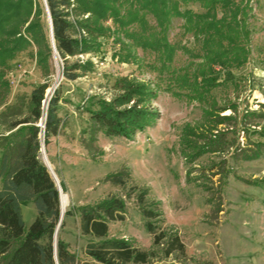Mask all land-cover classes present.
<instances>
[{"label": "rangeland", "instance_id": "374dc122", "mask_svg": "<svg viewBox=\"0 0 264 264\" xmlns=\"http://www.w3.org/2000/svg\"><path fill=\"white\" fill-rule=\"evenodd\" d=\"M37 1L47 13L43 0ZM242 1L252 9L248 61L238 68L217 69L218 86L210 92L215 109L223 111L220 116L231 117L214 128L224 132L225 145H229L190 162L182 153V136L192 129L199 133V144L203 143L207 136L201 133L212 129L214 116L206 114L198 102L166 92L167 75L161 78L152 67L154 54L135 49L129 39L120 36L126 44L123 47L112 33L100 39V53L72 59L92 62L74 81L63 77V61L54 52L48 77L36 63L35 47L10 63L8 104L27 100L35 86L47 83L42 104L45 112L49 100L58 94L61 125L46 145L40 135V158L43 161L46 156L50 163L59 195L69 198L64 214L70 211L71 215L63 217L54 240L58 236L64 240L80 261L87 259L83 250L90 238L81 234L76 209L111 196L130 194L131 198L125 199L124 220L109 223L110 237L126 239L143 251L155 250L134 200L147 190L149 199L160 204L163 229L176 232L185 247V256L175 252L167 259L156 249L158 257L151 264H264V0ZM186 9L203 12L199 4L184 5L182 10ZM147 18L156 26L150 16ZM43 22L48 30V16ZM106 25L115 31L112 22ZM168 39L178 49L174 67H186L194 60L198 46L184 33L182 19H174ZM129 51L136 52V62L131 58L123 62ZM125 77L160 86L152 102L160 117L155 125L130 139L105 137L93 131L87 111L94 109L99 99L111 101L118 93L116 80ZM0 133H4L1 126ZM256 153L257 157L249 158ZM120 172L128 176L125 188L106 181L108 175ZM134 186L138 188L133 190ZM22 212L28 230L36 218L35 207L27 204Z\"/></svg>", "mask_w": 264, "mask_h": 264}, {"label": "trees", "instance_id": "16d2710c", "mask_svg": "<svg viewBox=\"0 0 264 264\" xmlns=\"http://www.w3.org/2000/svg\"><path fill=\"white\" fill-rule=\"evenodd\" d=\"M46 4L65 79L74 81L80 77L79 72L92 67L91 61L71 60L100 53L101 38L116 34L123 47L126 45L123 38H127L135 49L154 54L152 67L161 78L167 75L166 92L178 99L196 101L206 114L214 116L212 129L206 128L201 133L207 136L203 143L198 142L199 133L192 129L185 131L184 158L190 162L229 145H225L224 132L214 128L231 117L220 116L223 111L215 109L216 102L210 92L218 86L217 69L238 68L248 61L251 34L248 21L252 10L248 3L242 0H46ZM188 4H199L203 12L182 10ZM45 15L37 0H0V126L4 130L0 133V264H56L54 242L57 264H151L158 257L156 249L164 259L175 252L185 256L178 234L163 229L160 204L149 199L147 190L140 191L134 200L155 250L143 251L126 239L109 235V223L124 220L125 199H130V194L125 198L111 196L76 209L81 234L90 238L83 250L85 261H80L59 236L54 240L57 227L63 226L60 197L40 158V135L46 145L60 128L58 94L49 100L45 112L42 104L47 83L35 86L27 100L12 105L7 102L11 90L7 79L10 63L20 53L35 47L37 65L43 68L45 77L52 73L53 48L49 27L47 30L43 22ZM148 16L156 26L150 25ZM177 18L183 20L184 33L191 35L198 46L194 60L183 68L174 67L178 49L168 39V30ZM108 22L116 26L115 31L106 25ZM130 58L136 62L135 51H129L123 62ZM115 88L118 93L111 101L99 99L95 108L87 111L93 131L109 138L130 139L155 125L160 116L152 102L160 86L152 87L150 83L125 77L116 80ZM39 121L43 128L37 125ZM127 178L120 172L108 175L106 181L125 188ZM27 204H33L36 210V218L28 230L22 212ZM70 215L69 211L64 217Z\"/></svg>", "mask_w": 264, "mask_h": 264}, {"label": "water", "instance_id": "95a60500", "mask_svg": "<svg viewBox=\"0 0 264 264\" xmlns=\"http://www.w3.org/2000/svg\"><path fill=\"white\" fill-rule=\"evenodd\" d=\"M43 2H44L45 7H46L48 21H49L50 40H51L53 52L56 55L57 52H56V48H55V44H54V37H53V32H52V21H51V17H50V14H49V10L47 8L46 0H43ZM41 152H42V146H41L40 154H41ZM42 162L45 165V167L47 168L49 174L51 175V177L54 180V182H55V184L57 186V189H58V181H57L55 175L51 172V170L48 167V165L46 164L44 158H43V161ZM59 197H61V194L59 195ZM60 209H61V215H60V223H61V221L63 220V217H64V210L61 208V204H60ZM59 226H60V224H59ZM54 254H55V260H56V264H57V258H56V242H54Z\"/></svg>", "mask_w": 264, "mask_h": 264}, {"label": "bare ground", "instance_id": "6f19581e", "mask_svg": "<svg viewBox=\"0 0 264 264\" xmlns=\"http://www.w3.org/2000/svg\"><path fill=\"white\" fill-rule=\"evenodd\" d=\"M46 157V156H45ZM44 157V160L46 162V164L48 165V167L50 168L51 172L54 174L53 170H52V167L50 165V163L48 162L47 158ZM60 204H61V208L64 210L68 203H69V198L67 195H65L64 193L61 194V197H60Z\"/></svg>", "mask_w": 264, "mask_h": 264}, {"label": "built area", "instance_id": "2783aa9c", "mask_svg": "<svg viewBox=\"0 0 264 264\" xmlns=\"http://www.w3.org/2000/svg\"><path fill=\"white\" fill-rule=\"evenodd\" d=\"M43 103H44V101H43ZM47 105H48V103H47ZM46 109H47V107H46ZM41 123H42V121H41ZM39 126H40V128H43V125L42 124H40Z\"/></svg>", "mask_w": 264, "mask_h": 264}]
</instances>
